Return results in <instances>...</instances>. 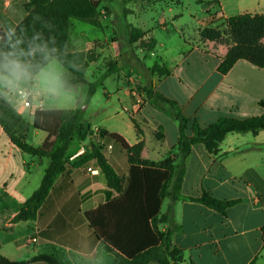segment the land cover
<instances>
[{
    "label": "crops",
    "instance_id": "1",
    "mask_svg": "<svg viewBox=\"0 0 264 264\" xmlns=\"http://www.w3.org/2000/svg\"><path fill=\"white\" fill-rule=\"evenodd\" d=\"M175 2L182 4L183 0ZM214 3L221 5L222 12L207 20V24L198 21L205 27L219 28L221 24L226 26L230 17L245 13L264 14V0H201L204 11ZM16 4L17 2L6 0L4 15L11 8L13 14ZM177 17L174 16L173 19ZM8 18L12 17L8 15ZM160 18L158 22L155 21L153 28H146L143 21L138 22L137 28L146 32L144 38L156 39L152 55L159 58L158 63L167 65L170 75L160 77L150 71L152 66L145 65L143 67L148 76L135 74V60L130 59L129 67L132 70L129 74L138 75L145 90H139L134 79L126 75L127 86L119 89L123 91L119 102L128 103L121 106L123 115L126 113L128 116H122L121 121L114 125L115 129L82 122L92 131L103 128L109 133H118L130 145L143 140V159L159 162L172 157L175 165H178L181 152L179 123L173 115L175 109L156 94L175 102L185 117L201 127H206L221 117L247 119L264 114L261 106L264 102V69L240 60L223 75L218 67L228 52V44L213 41H205L203 46L193 44L185 38L183 31H178L174 21L170 23L175 26L177 36L171 37L168 33L165 37L168 40L165 41L163 36H157L155 30H168L167 20L164 16ZM71 44L73 50L95 51L93 41L86 42L82 48L74 47L72 41ZM111 44V53L107 57L113 67L109 73L121 72L118 56L114 53L113 45L116 42L112 40ZM95 52L97 60L89 67L103 56L102 53ZM41 72L33 79H5L0 84L6 90L3 94L23 116L18 133L25 136L28 142L37 138L39 144H33L35 146L43 145L48 139L46 132L34 127L35 112L62 109L57 106L56 99L50 93L42 91L39 79ZM13 84L30 91L29 106L24 105L20 95H8V92L14 90L13 86L10 87ZM107 98L111 99V95ZM113 115L115 114L110 116ZM132 118L137 122L141 134H138ZM190 127L188 135H192ZM87 138L89 143L92 140L101 144L99 137ZM106 139H103L104 155L121 176L127 177L129 164L126 152L106 142ZM57 145L56 141L55 147ZM91 148L75 137L67 152V169L56 179L36 219L13 223V218L26 200L40 186L48 160L21 151L11 143L0 127L1 255L11 261H27V264H47L41 261L31 262L39 254H54L65 264H115V255L103 248L86 219V212L107 202L110 193L114 192L109 189L106 178L95 161L74 165ZM77 154L79 155L73 158ZM88 168L96 172H89ZM204 192L222 200L241 201L222 213L188 198L175 202L170 198L165 199L167 207L163 211V203L161 212L165 213L168 206L173 204L174 221L178 230L172 235V244L182 251L183 263L264 264V130L257 135L230 133L220 144L216 154L209 153L203 144L192 147L186 158L181 193L185 197L197 198ZM160 228L166 231L168 225L162 224ZM32 237H36L37 241L28 244ZM24 245L34 247L27 248Z\"/></svg>",
    "mask_w": 264,
    "mask_h": 264
},
{
    "label": "trees",
    "instance_id": "2",
    "mask_svg": "<svg viewBox=\"0 0 264 264\" xmlns=\"http://www.w3.org/2000/svg\"><path fill=\"white\" fill-rule=\"evenodd\" d=\"M6 0H0V76H12L9 68L20 66V77L35 78L50 62L56 60L70 76L61 79L63 88L70 89L80 84L90 88L88 98L95 92V85L87 79L88 67L97 60L94 50H73L71 44L72 21L77 20L100 28V13L93 0H12L17 2L4 15ZM201 3V0H197ZM8 15L12 17L8 18ZM200 38L229 45L228 52L220 63L221 74L228 73L240 60L264 69V15L245 13L228 19L226 29L204 27ZM146 32L131 27L129 45L140 42L143 49L153 51L157 41L146 37ZM160 77L169 76L170 69L161 63L150 68ZM175 109L174 117L179 123L180 162L168 157L155 162L142 158L145 146L143 140L130 145L120 134L98 129L101 139L111 138L127 154L129 174L121 176L103 153L104 145L92 144L90 152L74 165L95 161L104 174L108 187L114 193L105 203L86 212V219L94 230L96 239L103 248L115 255V264H181L182 251L172 244V235L178 227L174 221V206L170 204L165 213L161 212L166 198L172 202L190 199L225 213L241 200H222L204 192L201 196L185 197L181 193L186 173V158L196 144H203L207 151L216 154L220 144L230 133H252L264 130V114L247 119L221 117L216 122L201 127L191 122L177 108V104L156 94ZM264 109V102L261 103ZM80 111L71 109L37 110L34 127L48 134L47 141L35 146L18 133L23 116L0 92V127L7 138L21 151L39 159H47L41 184L26 200L13 223L34 220L53 188L56 179L67 169L70 144L75 137L85 140L93 135L90 127L84 126ZM138 134L141 130L132 118ZM189 126L192 135H188ZM160 138V135H157ZM54 138L53 140H51ZM56 141L58 145L55 147ZM167 224L162 231L160 225ZM65 264L54 254H39L31 262ZM27 261H11L0 254V264H27ZM254 264V263H251Z\"/></svg>",
    "mask_w": 264,
    "mask_h": 264
},
{
    "label": "rangeland",
    "instance_id": "3",
    "mask_svg": "<svg viewBox=\"0 0 264 264\" xmlns=\"http://www.w3.org/2000/svg\"><path fill=\"white\" fill-rule=\"evenodd\" d=\"M93 1L100 13L101 27L97 28L77 20L72 21L71 27V38L74 47L82 48L85 46L86 42L93 41L95 51L103 55L98 62L94 63L95 66H90L87 71L88 81L95 85L93 96L87 99L90 88L85 84H80L70 89L63 88L61 79L64 76L69 77L70 74L56 60H53L50 66L43 71L50 73L55 78L54 90H49L42 82L41 89L45 93H50L53 99H56L55 102L59 108L80 111V115L84 122H88L92 125L108 126L111 129H115L114 125L118 124L119 121H121V117L126 114L123 115L124 112L122 113V104L128 105L126 101L122 104L119 102V98L122 96L123 92L122 90L119 91V89L127 86L125 83L126 75L134 79L137 84L136 87L139 90H145V88L141 86L139 76H132L133 74H129L130 70H132L131 67H129V60L132 58L135 60V74L139 73V75L141 74L143 77L148 76V72L144 69L143 65L151 67L154 63L159 62V58L152 55L154 50L146 51L142 48L140 42L131 46L129 45L128 35L130 27H137L138 22L143 21L146 28H153L155 21L158 22L161 19L160 17L164 16L167 20L168 30L162 31L159 28L155 29L159 38L163 36L165 41H167L168 39L165 37L168 33H170L171 37L177 36L175 33L176 26L178 31L184 32L185 38L190 40L191 43L203 46L205 41L200 38L199 33L205 26L198 21L201 22L203 20L205 11L201 3H198L197 0H183L182 4L176 3L175 0ZM174 16L178 17L173 19ZM172 21H174L175 26L170 23ZM219 28L225 30L226 26L225 24H221ZM80 35L83 36L79 39ZM112 40L116 42V44L113 45L114 53L118 56L121 72L116 71L109 73L112 70L113 64L109 61L107 56L111 53L109 47L112 45ZM13 78V76H0V84L4 82L5 79L6 81H10ZM39 79L41 81V74L39 75ZM11 86L14 87L16 85L13 84L10 85V87ZM0 92L5 93L6 90L1 88ZM12 92H8V95H13ZM109 94L111 95V99L108 100L107 97ZM112 114L115 115L111 117L110 115ZM90 137H95V135H91ZM106 142H109L111 145L124 152L120 144L111 138H107ZM29 143L36 145L39 144V141L36 138ZM74 143H77V141ZM166 205L167 202L164 203L163 211L166 210ZM25 247L33 248L34 245H26ZM181 264L184 263L182 262Z\"/></svg>",
    "mask_w": 264,
    "mask_h": 264
},
{
    "label": "built area",
    "instance_id": "4",
    "mask_svg": "<svg viewBox=\"0 0 264 264\" xmlns=\"http://www.w3.org/2000/svg\"><path fill=\"white\" fill-rule=\"evenodd\" d=\"M221 12H222L221 5L219 3H214V4L210 5V7L207 8V10L205 11V16L201 22L207 24L208 23L207 20L215 17L218 13H221ZM12 93H13V95H20L23 98L24 105H26V106L30 105L31 93L29 90L21 89L16 85V86H14V90ZM93 135L99 137L97 130L93 131ZM100 141H101V145H104L103 139H101ZM108 148L111 149V146H108ZM78 155L79 154L73 156V158L77 157ZM88 171L89 172H96V170H92V168H88ZM36 241H37L36 237H32L29 239L28 244L35 243Z\"/></svg>",
    "mask_w": 264,
    "mask_h": 264
},
{
    "label": "clouds",
    "instance_id": "5",
    "mask_svg": "<svg viewBox=\"0 0 264 264\" xmlns=\"http://www.w3.org/2000/svg\"><path fill=\"white\" fill-rule=\"evenodd\" d=\"M9 71L14 78H16V79L20 78V66L19 65H17V64L12 65L9 68ZM41 82L49 90H54L55 78L50 73L42 72L41 73Z\"/></svg>",
    "mask_w": 264,
    "mask_h": 264
},
{
    "label": "water",
    "instance_id": "6",
    "mask_svg": "<svg viewBox=\"0 0 264 264\" xmlns=\"http://www.w3.org/2000/svg\"><path fill=\"white\" fill-rule=\"evenodd\" d=\"M84 143H85L86 145H90V147H92V144H89V138H86V139L84 140Z\"/></svg>",
    "mask_w": 264,
    "mask_h": 264
}]
</instances>
